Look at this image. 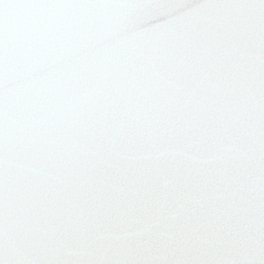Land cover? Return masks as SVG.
<instances>
[{"label":"water","instance_id":"95a60500","mask_svg":"<svg viewBox=\"0 0 264 264\" xmlns=\"http://www.w3.org/2000/svg\"><path fill=\"white\" fill-rule=\"evenodd\" d=\"M0 264H264V0H0Z\"/></svg>","mask_w":264,"mask_h":264}]
</instances>
